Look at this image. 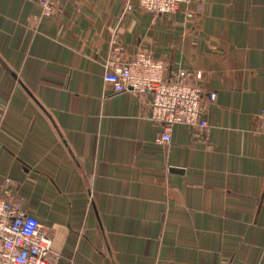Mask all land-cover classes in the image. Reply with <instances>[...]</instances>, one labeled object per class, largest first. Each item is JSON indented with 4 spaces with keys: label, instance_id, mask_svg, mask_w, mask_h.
<instances>
[{
    "label": "crops",
    "instance_id": "crops-1",
    "mask_svg": "<svg viewBox=\"0 0 264 264\" xmlns=\"http://www.w3.org/2000/svg\"><path fill=\"white\" fill-rule=\"evenodd\" d=\"M138 51L199 85L207 130L156 142L151 94L104 80ZM263 109L264 0H0V199L48 264H264Z\"/></svg>",
    "mask_w": 264,
    "mask_h": 264
},
{
    "label": "built area",
    "instance_id": "built-area-1",
    "mask_svg": "<svg viewBox=\"0 0 264 264\" xmlns=\"http://www.w3.org/2000/svg\"><path fill=\"white\" fill-rule=\"evenodd\" d=\"M144 11L152 14H169L188 0H135ZM42 13L53 11L54 0H38ZM130 5H127V9ZM116 50V49H115ZM185 69H178L168 77L161 60L149 52L138 51L127 61L118 62L104 75L113 91L132 90L149 93L150 118L162 129L157 143L170 140L175 124L186 127L199 126L208 129L201 117L202 90L197 83L185 81ZM200 78V74H196ZM214 98V93L209 94ZM260 116L264 118V109ZM10 183L9 179L5 184ZM51 235L45 226L32 214L23 210L17 202L0 199V264H48Z\"/></svg>",
    "mask_w": 264,
    "mask_h": 264
}]
</instances>
